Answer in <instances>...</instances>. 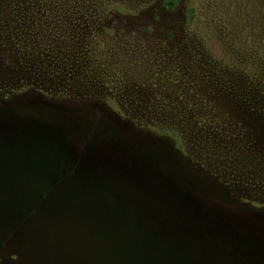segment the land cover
Wrapping results in <instances>:
<instances>
[{
    "label": "rangeland",
    "instance_id": "rangeland-1",
    "mask_svg": "<svg viewBox=\"0 0 264 264\" xmlns=\"http://www.w3.org/2000/svg\"><path fill=\"white\" fill-rule=\"evenodd\" d=\"M0 264H264V0H0Z\"/></svg>",
    "mask_w": 264,
    "mask_h": 264
}]
</instances>
